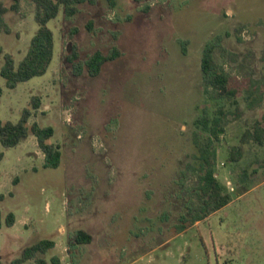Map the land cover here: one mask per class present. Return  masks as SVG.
<instances>
[{"label":"rangeland","instance_id":"rangeland-1","mask_svg":"<svg viewBox=\"0 0 264 264\" xmlns=\"http://www.w3.org/2000/svg\"><path fill=\"white\" fill-rule=\"evenodd\" d=\"M75 7L72 17L61 7L48 24L55 57L44 76L9 89L0 55V120L18 122L32 97H41L29 126H52L51 142L63 153L61 165L47 169L32 134L16 147L0 142V211L16 216L0 230V264L44 239L55 247L24 264H264V145L241 142L264 119V0ZM35 12L33 0H21L19 11L5 14L12 32L0 33V45L17 64L39 28ZM73 28L83 61L96 50L118 48L121 56L97 77L75 76L65 59ZM217 37L214 56L240 88L236 97L205 90L203 50ZM216 109L226 116L213 169L232 202L193 223L202 206L194 140L205 134L197 120ZM239 145L245 154L232 161ZM80 230L91 243L76 244Z\"/></svg>","mask_w":264,"mask_h":264},{"label":"trees","instance_id":"trees-1","mask_svg":"<svg viewBox=\"0 0 264 264\" xmlns=\"http://www.w3.org/2000/svg\"><path fill=\"white\" fill-rule=\"evenodd\" d=\"M111 7H115L116 0H106ZM142 3L145 0H135ZM36 12L35 20L39 26L36 34L32 37L29 49L24 58L17 64L13 55L5 53L0 45V55H4V65L1 69V76L6 81L9 89H15L20 83L27 82L35 77L44 76L51 67L55 57V34L48 26L49 22L56 19L61 7L64 8L66 16L72 17L76 14V4L95 5L97 0H33ZM21 0H12V5L7 7L0 2V33L10 34L11 28L5 20V14L11 11H19ZM148 9V7H147ZM92 27L90 22L88 28ZM78 29L73 28L69 33L71 40L70 50L66 54V61L72 66L73 74L81 76L87 72L91 77L100 75L103 66L110 61H114L121 56V51L114 48L110 53L102 50H96L86 61L81 59L80 46L75 36ZM221 37L215 41L206 44L202 57V76L207 92H212L217 96L236 97L240 93V88L235 85L231 75L222 70L215 59L214 52L219 46ZM4 90L0 85V98ZM256 96V95H255ZM255 96L248 97V106L252 108L255 104ZM42 99L39 96H33L29 107L22 112L18 122L0 120V142L5 148L18 146L24 139L31 134L36 137L38 146L45 156L44 168L56 169L62 163L63 153L59 145L51 142L55 135V129L52 126L42 127L37 122L29 126L30 119L41 108ZM226 112L223 109H216L213 116L205 115L197 120V124L202 127L205 134L194 140L196 148L195 159L197 161L198 173V192L202 197L201 209L194 215L191 221L198 222L204 220L211 212L222 210L232 202V195L227 187L216 177L213 169V162L217 158L216 142L221 140L224 134L223 121ZM248 140H253L260 145H264V119L256 120L250 129H247L241 139L242 144ZM245 149L243 145L233 147L231 150V160L239 161L243 158ZM4 158V153L0 151V162ZM246 176V175H243ZM18 183L17 177L14 184ZM3 195H0L2 198ZM188 221L185 216H181V222ZM16 223V216L9 212L4 218L0 211V230L6 227H13ZM179 231L185 230V225L178 228ZM76 244H89L92 237L84 231H78L75 235ZM55 241L44 239L37 244L27 247L21 257L13 260L10 264H24L35 258L38 253H45L54 248ZM39 264H47L40 260Z\"/></svg>","mask_w":264,"mask_h":264}]
</instances>
